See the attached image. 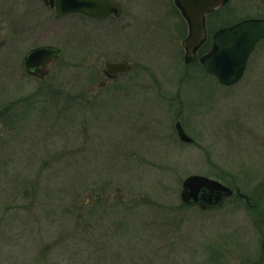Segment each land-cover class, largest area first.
<instances>
[{"label":"rangeland","instance_id":"rangeland-1","mask_svg":"<svg viewBox=\"0 0 264 264\" xmlns=\"http://www.w3.org/2000/svg\"><path fill=\"white\" fill-rule=\"evenodd\" d=\"M122 2L89 47L99 36L82 16L0 0V264H264V39L223 85L184 62L189 24L173 0ZM263 2L230 0L210 34L264 17ZM48 43L63 48L51 72L24 73L26 52ZM124 58L134 71L103 77L106 59ZM192 174L240 187L256 208L236 193L185 204Z\"/></svg>","mask_w":264,"mask_h":264},{"label":"water","instance_id":"water-1","mask_svg":"<svg viewBox=\"0 0 264 264\" xmlns=\"http://www.w3.org/2000/svg\"><path fill=\"white\" fill-rule=\"evenodd\" d=\"M227 1L177 0L189 24V35L184 40L187 63L194 60L195 51L205 38L206 16ZM55 2L57 12L61 14L81 12L103 19L112 12L119 16L122 11V4L118 0H55ZM262 38H264V18H246L222 27L214 34L212 51L202 59L204 66L222 83L234 84L242 77L250 53ZM61 53L62 49L54 45L34 48L25 58L27 70L30 67L36 68L34 73L44 77ZM131 69L132 64L125 61H107L105 65V72L109 77H115ZM177 127L180 129L179 134L183 141H192V138L181 128L180 122L177 123ZM232 194L233 190L219 180L202 174H192L183 181L181 199L185 203H199L202 207H209Z\"/></svg>","mask_w":264,"mask_h":264},{"label":"flooded vegetation","instance_id":"flooded-vegetation-1","mask_svg":"<svg viewBox=\"0 0 264 264\" xmlns=\"http://www.w3.org/2000/svg\"><path fill=\"white\" fill-rule=\"evenodd\" d=\"M22 1H23V3H22ZM121 4H122V11H121V14L119 15V16H117L116 14H115V12H112V13H110L108 16H106L105 18H103V19H99V18H95V17H92V16H89V15H87V14H84V13H81V12H70V13H64V14H61V13H59V12H57V10H56V2H55V0H16V2L18 3V5L19 4H21V5H23V6H21L22 7V9H21V11H22V13L23 14H28V15H30V14H33L34 16H36V15H39V14H41L44 10L45 11H50L51 12V14H53V15H55V16H58L59 18H62V17H70V16H74V15H79V16H82L83 18H84V20H86L87 22H89V24H90V26H89V24H88V26L86 27V35L88 34V32L90 31V30H92V29H95L96 30V32H97V35L99 36V39H88L87 38V40H88V44H89V47L90 46H92V45H94L93 43H96V42H100L101 44L104 42L103 40H102V38H101V36H100V34L103 32L102 30H103V27L101 26V25H99L98 23H102L103 21H105V20H107V19H110V18H119V17H121L122 16V14H123V12H124V4H123V2H122V0H118ZM230 0H228L227 1V3L229 2ZM173 2H174V4H175V6L177 7V9L178 10H180V13H181V15H183L184 16V14L182 13V11H181V8L179 7V5H178V3H177V0H173ZM227 3H225L224 5H226ZM264 3V2H263ZM223 5V6H224ZM223 6H221V7H219L218 9H220V8H222ZM218 9H216V10H218ZM13 10H14V8H9L8 9V13L9 14H12L13 13ZM216 10H214V11H216ZM213 14V13H212ZM212 14H210V15H212ZM210 15H208L207 17H206V23H205V38H204V40L202 41V43L197 47V49H196V51H195V58H194V60L193 61H190V62H186L185 61V56H186V48H185V46H184V41H183V47H184V50H185V52H184V55H183V60H184V62L188 65V64H190V63H194V62H198L200 65H201V70H202V72L203 73H201V74H204L205 76H209V77H212L214 80H216L217 82H219V79H218V77L216 76V75H214V74H211V73H209L208 71H207V69H206V67L204 66V63H203V61H202V59L207 55V54H209L210 52H211V50H212V48H213V45H214V34L216 33V31H218L220 28H222V27H224V26H221V27H218L216 30H214V32H212L211 34H210V32H209V30H208V26H207V22H208V18H209V16ZM184 18H185V16H184ZM260 18H264V17H260ZM185 20H186V18H185ZM186 22H187V20H186ZM92 23H97V25H93ZM98 26V27H97ZM188 26V25H187ZM225 26H228V25H225ZM31 25L30 24H28V23H24V24H22V30H21V32L22 33H24V34H33L34 33V31H35V29L34 30H31ZM115 27V26H114ZM117 28H119V27H117ZM102 31V32H101ZM188 32V31H187ZM188 35H189V33H188ZM187 37H185V39H186ZM210 38H211V46H210V48L209 49H207V50H205V51H201L202 50V48H203V46L207 43V44H209V40H210ZM264 39V38H263ZM262 39V40H263ZM51 45H54V46H58V47H61L62 48V46H60V45H58V44H53V43H48V44H42V45H38V46H34V47H32V48H30L27 52H26V54L23 56V58H22V60H21V68H22V70H23V72L24 73H26V74H28V75H30V76H34V77H36V78H39V79H43L45 76H47L50 72H51V69L56 65V63L58 62V60L62 57V54H63V48H62V53H61V55H60V57L52 64V66L50 67V70H49V72L44 76V77H39L37 74H35L34 73V70L36 69V68H33V67H30V69L29 70H27V66H26V63H25V58H26V56H27V54L29 53V51L30 50H32V49H34V48H36V47H39V46H51ZM101 47H103V45L101 46ZM130 47H132V46H130ZM99 52H104V48H102V49H99ZM107 61H111V62H117V61H125V62H129V63H131L132 64V69L130 70V71H128V72H126V73H119L118 75H116L115 77H109L107 74H106V72H105V65H106V62ZM135 66H136V64L132 61V60H129V59H127V58H124V59H118V60H116V59H106L105 60V62H104V68H103V71H104V76L103 77H105L106 79H109V80H112V79H115V78H118L119 76H122V75H126V74H129V73H131L132 71H134V69H135ZM187 74H185L184 76H186ZM187 76H189V75H187ZM244 76V75H243ZM190 78V77H189ZM192 79V78H191ZM182 80H183V78H182ZM190 80V79H189ZM222 84V83H221ZM224 85V84H223ZM231 86V85H230ZM143 91V90H142ZM89 93V92H88ZM166 98V97H165ZM182 129H184V131L192 138V141H189V142H187V141H183L180 137H179V131H180V129L176 126V124H175V130H176V133L178 134V137H179V139L183 142V143H186V144H195L196 143V140H195V138L192 136V135H190L187 131H186V129H185V127L182 125V127H181ZM221 181V180H220ZM222 182V181H221ZM222 183H224V182H222ZM224 184H226V183H224ZM227 186H229L228 184H226ZM229 187H231V186H229ZM232 189H233V194L231 195V196H233V195H235V193L237 194V195H239L240 197H242L243 199H245V203L248 205V206H250V208H254L256 205L253 203V201H251V198H250V195L249 194H247V193H244V192H242L241 191V189H240V187H236V188H233V187H231ZM225 198H227V197H225ZM224 198V199H225ZM224 199L220 202V203H218V204H215V205H212V206H210V207H202L201 206V204H199V203H192V204H196V205H199L203 210H207V209H209V208H213V207H218L221 203H223L224 202ZM256 208V207H255Z\"/></svg>","mask_w":264,"mask_h":264}]
</instances>
